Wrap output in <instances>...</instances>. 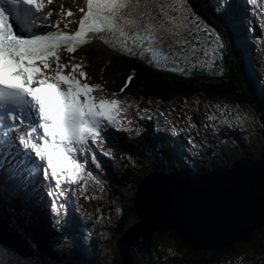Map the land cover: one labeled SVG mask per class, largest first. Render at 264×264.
<instances>
[{"label":"snow or ice","instance_id":"6c2138e0","mask_svg":"<svg viewBox=\"0 0 264 264\" xmlns=\"http://www.w3.org/2000/svg\"><path fill=\"white\" fill-rule=\"evenodd\" d=\"M46 3L52 5L53 0ZM46 3L0 0V201L15 200L16 194L29 198L39 182L37 173L54 181L55 191L48 192L49 197H70L77 185L83 193L87 177L93 176L91 170L85 175L86 166H101L96 149L105 142L121 147L124 138L118 133L130 131L122 120L131 105L94 96V91H103L102 86L81 82L80 78L86 77L83 66L72 56L65 62L62 52L74 53L92 39L118 37L128 54H139L154 66L171 65L172 70L183 72L199 69L223 48L218 44L208 50L207 30L195 18L189 0H87V9H80L85 14L79 19V28L72 32L61 29V20L48 19L53 10L47 9ZM246 3L255 5L256 0ZM223 6L224 0H218L217 8ZM69 67L71 71L66 73ZM217 111L220 117L211 114L208 120L219 119L229 127L233 122H251L250 116H230L219 105ZM24 123L30 125V131L18 139L13 130ZM102 154L110 156L106 151ZM250 164L241 160L231 173ZM261 185L264 192V169ZM52 203L53 207H63L56 200ZM189 226L193 230L205 227L195 217ZM10 254L8 249L6 255ZM82 254L85 258L74 264H96L87 258L86 250Z\"/></svg>","mask_w":264,"mask_h":264},{"label":"trees","instance_id":"16d2710c","mask_svg":"<svg viewBox=\"0 0 264 264\" xmlns=\"http://www.w3.org/2000/svg\"><path fill=\"white\" fill-rule=\"evenodd\" d=\"M194 1L201 7L202 3H205V0ZM211 1L215 2V0ZM212 2H210L211 5H213ZM217 19L212 18V22L220 28L223 24L232 27V35L234 38L236 37L234 41H232V37L230 38V46L229 37L225 33L228 45L226 51L227 72L224 78H184L156 71L140 62L119 56L114 57L106 66L105 64L98 67L92 65L93 67L90 69H95L94 71L98 73L100 69H106L103 74L108 81L106 88L113 93L120 94L119 97H131L132 102L137 103L135 109L139 108L141 103L157 101L163 107H167L164 114L173 117V109H175L174 112L180 114L179 108L173 103L184 104L186 107L192 108L194 112L191 115V122L186 125L195 124L194 118L200 124L207 125L204 114L201 113L200 104L235 101L238 105L254 112L253 124L248 125L245 122L243 125H239L233 122L232 127H229L227 124H220L219 119L214 120L215 131L208 136L210 150L197 148L199 159L194 160L191 157L193 147L189 146L187 135L182 132L185 130L175 129V132L170 129L171 133L165 130L160 133L161 135H156L153 126L143 122L142 133L144 135L141 137L143 139L140 143L132 144L128 153H123V156L121 154L111 156V158L107 156L112 164L110 166L112 180L106 174V169L100 166L96 176L101 177L103 183L94 185L95 178L89 182L92 185L89 187L91 195L95 196V199L101 195L99 193L103 190L109 194V198H107L109 200L106 199L109 203L107 206H103V200L98 197L99 201L97 199L96 201L97 209L103 211L106 208L112 220L109 223L98 222V218L91 216L90 213L87 214L84 208L80 211L73 207L74 210L70 214L67 203L64 204L66 212L62 216L63 223L57 226L59 234H52L54 241L60 243L57 248L50 250L54 256L59 257L66 253L75 255L86 250L89 258L99 264H118L120 256L115 243L134 222L133 219L136 216L131 212L134 195L130 197V200H125L124 196L129 191L135 193L147 175L153 171H171L173 169L188 170L192 174L205 173L219 166H231L232 161L239 157L238 155L257 158L264 151V94L260 98H254L250 91L252 90L251 81L256 84L255 76L249 65L252 62L248 60L246 50L241 46L249 42L245 37L242 38L243 35L237 33L245 19L242 11L235 6L229 8L225 14L218 15ZM92 55L97 56L96 54ZM93 60L90 59L87 62L89 67L94 62ZM129 77H132L131 81L128 80ZM255 87V89L258 88L257 85ZM121 89H126L123 94ZM130 110L129 107L127 114ZM247 110L245 111L247 112ZM228 111H232V109L225 106L226 114L231 116ZM246 112L245 114L248 116ZM124 116L127 118V115L124 114ZM175 117L182 120V116ZM217 117H220V114ZM128 120L132 121L131 125L135 123L137 126V118L129 115ZM147 122L154 125L156 116L147 119ZM172 126L174 127V125ZM227 130L229 131L227 132ZM187 134L190 135V132ZM124 187L126 191L121 194V188ZM7 191L11 193V187H8ZM17 196L21 197L16 194L15 200L0 201V226L9 225L21 244L27 242L29 235L38 241V232L30 225L33 223L39 225L41 213L39 209L25 203L22 198H17ZM116 200H118L117 204H115ZM26 212H34L32 218H27L28 223L25 221ZM66 221L72 224L64 226ZM73 233L75 234L74 240L72 239ZM263 236L264 229H259L247 240L228 246L220 253L210 250L192 252L182 244L175 232L166 230L148 239L144 254H138L134 248L131 249V252L140 264H264V252L253 253L257 255L256 258L251 255L250 257L253 259L248 257L245 260L244 258L226 260L227 256L237 254L245 248L248 249L250 244L263 245L261 241H254L257 237L263 239ZM114 237L116 242L112 245ZM85 243L87 244L85 245ZM39 246L42 245L39 244Z\"/></svg>","mask_w":264,"mask_h":264},{"label":"water","instance_id":"95a60500","mask_svg":"<svg viewBox=\"0 0 264 264\" xmlns=\"http://www.w3.org/2000/svg\"><path fill=\"white\" fill-rule=\"evenodd\" d=\"M222 50L215 55H220V59L214 63L220 74L225 71ZM193 72V77L212 74L203 68ZM241 160L251 164L231 173ZM261 161H264V151L257 158L242 157L231 166L210 173L193 175L186 170H172L149 174L139 184L131 207L138 222L116 243L120 264H138L131 249L141 254L148 239L161 231L175 232L192 252L210 250L220 253L264 229L261 185L264 165ZM193 217L202 221L205 227L193 230L189 226ZM8 249L10 255H6ZM78 259L82 260L78 256L57 258L47 252L32 256L0 235V264H74Z\"/></svg>","mask_w":264,"mask_h":264},{"label":"rangeland","instance_id":"374dc122","mask_svg":"<svg viewBox=\"0 0 264 264\" xmlns=\"http://www.w3.org/2000/svg\"><path fill=\"white\" fill-rule=\"evenodd\" d=\"M62 9L63 10L61 12L63 13L65 7H63ZM94 50H96L98 52L99 60H101L102 62L104 61V64L106 63V61L110 58V56L112 54L111 52H109L108 50L104 49L103 47L94 48L93 49V52H94ZM259 63H263V60H259ZM99 77L102 78V75H99ZM250 91L256 97V93L253 92L252 90H250ZM173 104L174 105H177V108L182 109V113H181V116H182L181 127H185L186 124H188V123L191 122L188 119V117H191V115L194 114L193 109L186 107L184 104H176V103H173ZM217 105H219L220 108H222V109H225V106H229V109H232V111H228V112L229 113H232L234 115H236L237 113H240L242 115H246L245 114V112H246L245 110H247V108L238 105L235 101H231L229 103H223V104H220V103H217V102L200 104L201 110H202L201 113L204 114V118L206 119L207 124H208L210 130H213L214 129L212 127V125H214V121L208 120V116L211 115V114H215L216 116L218 114H220V112L217 111ZM246 113H247L248 116L251 117V122H247L248 125L253 124L252 123L253 122L252 120L254 118V112L251 109H249V110H247ZM255 119H256V117H255ZM259 121H260V119H259ZM201 132H204V130H201ZM238 156L239 157H237V158L240 159L241 156L240 155H238ZM90 191L91 190H89L88 188L83 193L81 192V189H79V190L76 191V195L79 197L81 204H83V208L86 209L87 211H89V213H90L91 216H96L98 218V220H99L98 222H101V223H106L107 222V223H109L112 220V218L109 217L108 210L106 208H104L103 211L98 210L97 209V207H98L97 206V201H96V199L98 201H99V199H101V200H103L102 205L103 206H107L109 204V203H107L108 202L107 200H109V199H107V198H109V194L108 193H104V194L98 196L99 199L97 197L95 199V196H92ZM125 191H126V188L125 187L124 188H121V194H123ZM135 193H133V191L126 192V194L124 196L125 197V200H130L131 199L130 197H132L133 195H135ZM85 197H90V199H86ZM117 203H118V200H116V203L115 204H117ZM133 221L134 222L125 230V232L128 231L133 224H135L136 222H138V218L135 216V218L133 219ZM125 232L121 236H119V239L125 234ZM119 239H117V241ZM112 241H113V243H112V245H113L116 242V238L114 237L112 239ZM254 241H261L263 243V245L256 244V243L253 244V245L250 244L249 245L250 247L248 249L245 248L244 250H242L241 252H238L237 254H234V255H231V256H227L226 257V260L228 261V260H231V259H240V258L241 259L244 258V260H245L246 258L250 257L251 255L254 258H256L257 255L256 254H253V253H262V252H264V236H263V239H260L259 237H257V238L254 239ZM116 243H115V245H116ZM29 245L31 247H33V246H35V242L32 240L31 242H29ZM259 248H263V249H259ZM250 259H253V258L250 257Z\"/></svg>","mask_w":264,"mask_h":264},{"label":"bare ground","instance_id":"6f19581e","mask_svg":"<svg viewBox=\"0 0 264 264\" xmlns=\"http://www.w3.org/2000/svg\"><path fill=\"white\" fill-rule=\"evenodd\" d=\"M215 37L217 38V36L215 35ZM218 37H220L219 35H218ZM242 46V45H241ZM236 47V46H235ZM240 48V47H239ZM238 48V49H239ZM237 51V50H236ZM241 51V50H240ZM243 52V51H242ZM237 54V53H236ZM238 54H240V53H238ZM81 55H82V57H84V54L83 53H81ZM167 132H169V133H171V130L170 129H165ZM175 144V143H174ZM153 172H156V171H153ZM153 172H151V173H153ZM167 173L169 172V171H166ZM150 173V174H151ZM137 191V190H136ZM134 197H135V195H134ZM3 232H4V238H6L9 242H11V243H17L18 242V238H17V236L15 235V234H7L6 233V231L5 230H3ZM140 264V263H139Z\"/></svg>","mask_w":264,"mask_h":264}]
</instances>
